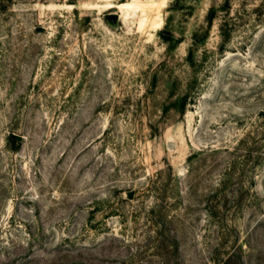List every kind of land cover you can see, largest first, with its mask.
<instances>
[{"label": "rangeland", "instance_id": "1", "mask_svg": "<svg viewBox=\"0 0 264 264\" xmlns=\"http://www.w3.org/2000/svg\"><path fill=\"white\" fill-rule=\"evenodd\" d=\"M0 264H264V0H0Z\"/></svg>", "mask_w": 264, "mask_h": 264}]
</instances>
